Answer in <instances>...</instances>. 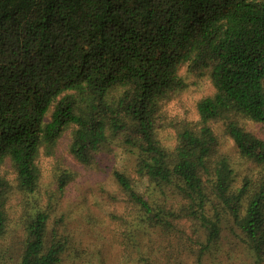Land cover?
Segmentation results:
<instances>
[{
    "label": "trees",
    "instance_id": "1",
    "mask_svg": "<svg viewBox=\"0 0 264 264\" xmlns=\"http://www.w3.org/2000/svg\"><path fill=\"white\" fill-rule=\"evenodd\" d=\"M185 65L209 71L214 93L197 105L198 129L180 132L170 150L156 118L185 88ZM242 119L264 124V0H0V166L10 159L25 194L38 190L41 149L52 152L69 127L71 152L85 164L111 136L129 134L148 196L124 172L113 176L146 226L170 227L173 213L159 201L177 193L207 233L205 250L224 252L231 226L264 264V139ZM215 122L255 168L240 182L228 159L214 161ZM10 192L0 174V239ZM48 224L47 213L28 216L20 264H63L70 242L58 233L49 240Z\"/></svg>",
    "mask_w": 264,
    "mask_h": 264
},
{
    "label": "rangeland",
    "instance_id": "2",
    "mask_svg": "<svg viewBox=\"0 0 264 264\" xmlns=\"http://www.w3.org/2000/svg\"><path fill=\"white\" fill-rule=\"evenodd\" d=\"M179 75L185 88L161 102L156 118L157 137L170 150L176 147L180 132L198 129L197 105L214 93L209 71L193 72L185 65ZM241 125L264 139V124L242 119ZM211 126L218 138L214 161L228 159L239 182L251 175L255 169L252 162L241 157L223 124ZM74 132L75 126L69 127L52 152L41 149L37 159L40 182L35 194L19 190L10 159L0 166V174L11 184L8 230L0 239L6 264H20L25 223L37 211L49 215V240L58 233L70 242L63 264H136L142 257L152 264H255L235 227L223 230L224 252L215 247L205 250L207 233L199 221L184 215V202L177 193L168 192L159 201L173 213L168 215L170 227L146 226L140 207L131 202L113 176L116 170L124 172L135 181L137 191L148 196V187L136 173L138 153L129 145L130 135L111 136L93 154L92 162L85 164L71 152ZM63 179L67 181L64 190L60 186Z\"/></svg>",
    "mask_w": 264,
    "mask_h": 264
}]
</instances>
